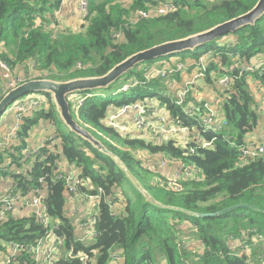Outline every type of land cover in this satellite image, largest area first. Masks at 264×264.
<instances>
[{"label":"trees","instance_id":"1","mask_svg":"<svg viewBox=\"0 0 264 264\" xmlns=\"http://www.w3.org/2000/svg\"><path fill=\"white\" fill-rule=\"evenodd\" d=\"M159 1L132 0L129 6H125L120 0H89L87 21L79 30L68 31L58 26L59 0H0V61L8 64L16 75H21L18 72L21 68L27 80L66 81L102 76L139 51L185 38L238 17L250 11L258 0H171L176 11L163 16L135 18L138 9H149ZM50 12L55 14L54 29L37 24V19L48 23L45 14ZM118 32H121L120 37L115 36ZM263 52L264 15L254 25L242 27L194 51L164 56L167 60L182 61L207 56L204 77L207 83L217 82L224 75H230L232 79L229 88L219 91L227 126L217 132L201 133L203 139L214 140L213 146L198 147L194 154L174 140L154 144L120 134L104 124L111 109L157 96L174 119L191 127L199 126L196 117L199 118L200 114L189 116L176 103L174 93H162L169 89L166 87L168 79L145 81L141 64L156 59L136 65L123 76L122 84L131 78L140 82L128 91H118L122 86L115 85L118 79L108 88L76 93L81 95V104L70 101L74 118L93 135L90 128L99 127L124 139L125 147L120 152L114 142L109 145L94 135L126 164L144 189L164 207L148 201L110 156L73 132L63 133L57 125L58 112L49 92H41L47 96L44 108L24 116L19 131L21 141L2 152L0 179L8 177L17 190L30 191L41 185L39 179L42 176H55L60 171V166L54 163L56 159L79 168V177L93 186L90 189L81 185L82 191L95 194L102 188L106 195L116 199L114 189L121 188L126 180L136 197H130L125 191L123 211L119 206H115L117 211L114 210L102 200L97 223L99 236L93 243L85 244L77 238L75 226L66 211L65 181H53L47 177L46 202L50 214L61 220L59 233L66 237L68 248L88 252L93 264H264V158L238 165L239 146L246 141V134L261 123L262 113L252 84L258 83L264 90V64H258V70L232 69L238 61L242 67H247V62ZM79 63L81 67H78ZM2 73L0 67V100L8 91ZM175 79L179 80V75ZM41 121L52 122L57 128L55 147L58 148L54 153L45 146L26 156L23 153L27 147L26 139ZM192 145L197 144L193 142ZM137 149L194 162L202 170L204 180H187L180 190L160 185L163 172H153L146 167L134 154ZM29 163L30 167L23 170V166ZM138 166L155 174L153 185L143 183ZM12 167L20 170H12ZM237 204H250L257 209L243 207L216 216H199ZM41 233L42 226L36 217L11 216L0 221V248L7 241L31 242ZM195 242L199 243L198 248ZM240 245H247L249 251L241 249L238 252ZM115 249H119L122 255L116 263L112 255ZM59 264L83 263L79 258H65Z\"/></svg>","mask_w":264,"mask_h":264},{"label":"built area","instance_id":"2","mask_svg":"<svg viewBox=\"0 0 264 264\" xmlns=\"http://www.w3.org/2000/svg\"><path fill=\"white\" fill-rule=\"evenodd\" d=\"M78 7L83 22H86L90 16L89 0H78ZM176 8V5L171 0H161L149 9H138L135 13V18L163 16L176 11ZM115 36L120 37L121 32H118ZM207 60V56H202L197 60H192V63H190L188 60L182 61L175 58L167 60L164 57L157 58L154 62L143 66L145 81H151L154 78L170 79L187 73L190 69L192 70L191 75L184 80L183 86L176 91L175 101L184 108L189 116L200 114L199 118L196 117L199 126L191 127L185 125L181 121L174 119L170 113H168L167 117L160 113L158 108L147 104V100L117 108L113 112L109 111L104 119V124L112 127L120 134L129 135L133 139L147 140L154 144H162L174 140L178 145L186 148L192 154L196 153L198 147H212L214 140L203 139L200 134L209 131L217 132L227 126L225 114L223 113V116L220 114L222 97L218 93L210 99L203 97L198 105L190 104V94L195 83L206 76ZM193 66H196V68L192 69ZM0 67L3 72L2 76L5 79L4 87L8 91L27 80L14 74L11 67L5 62L0 61ZM78 67H81V63L78 64ZM235 68H241L243 71L258 70L259 65L253 64L242 67L241 62L238 61L232 69ZM231 82L230 75H224L217 80L220 90L229 88ZM139 83L138 80L131 78V80L123 83L118 91H128L132 86H136ZM37 93V95L29 94L17 99L7 106L5 111L13 116L15 123L8 132L0 136V158L5 149L12 147L15 142L21 141L19 131L22 128L24 116L32 113L35 109H41L46 106L47 96L41 92ZM77 103L81 104L82 99H78ZM128 114H131V116L128 117ZM56 135L57 133L55 135L49 133L41 139L39 146L34 149L26 147L23 153L26 156H30L45 146L51 148V151L55 153L58 148L55 147ZM193 142L197 145H192ZM239 149V166H244L249 162L264 158V135L256 139L246 140L239 146ZM148 152L150 151L142 152L137 149L134 154L150 170L155 171L158 169L163 170L162 172H167L165 171L167 167L174 166V169L170 171L172 173H162L163 177L159 179L160 185H165L169 189L180 190L182 183L187 180L197 182L204 180L202 170L194 162L185 161L182 158H170L162 153L150 152L151 154H148ZM54 163H57L59 166L61 164L56 159ZM48 176L50 175L42 176L39 179L41 185L27 192L17 190L14 183H11L6 189L0 191V221L7 220L11 216H34L42 226V233L31 242H5L3 248H0V264H59L60 260L65 258H79L83 264H93L88 252L84 250L76 251L74 247L68 248L66 237L59 233L61 220L50 214L48 203L46 202V198L48 197ZM50 178L53 181L58 179L64 180L68 195L81 194L85 199L94 204L96 207L95 211L83 218L81 227L86 229L87 237L96 240L99 236L97 223L101 201L108 202L111 208L115 210L116 202H112L114 199L106 195L102 188H99L95 194L89 191H82L80 186H87V184L79 175L66 173L62 169L57 171L55 176H50ZM1 181H4V178H1ZM241 249L249 251L247 245H240L238 252ZM62 250H66V252L64 253ZM121 258V252L115 253L113 261L116 263Z\"/></svg>","mask_w":264,"mask_h":264},{"label":"water","instance_id":"3","mask_svg":"<svg viewBox=\"0 0 264 264\" xmlns=\"http://www.w3.org/2000/svg\"><path fill=\"white\" fill-rule=\"evenodd\" d=\"M264 15V0H258L255 6L248 12L235 17L231 20L219 23L207 30L192 34L185 38L166 41L151 48L139 51L119 64L115 65L108 73L102 76L80 77L66 81H57L49 78L28 79L23 81L18 86L9 90L0 100V117L5 112L8 105L16 99L23 97L31 92H49L52 94L53 101L56 105L60 120L77 136L88 140L95 148L110 156L125 174L132 181L133 185L144 195L140 188H144L141 182L131 173L126 164L113 152L109 151L106 145L96 138L89 130L83 127L73 116L71 111V103L69 97L79 91L96 90L100 88H108L122 76L127 74L136 65L181 53L186 50L194 51L196 48L210 43L227 34L234 33L238 29L254 25ZM146 190V189H145ZM147 191V190H146ZM145 192V191H144ZM145 196V195H144ZM146 199L153 204L164 207L161 203L147 191ZM151 198V200H150ZM251 207L257 209L250 204H237L228 207L220 212L199 214V216H216L223 212L232 211L238 208ZM261 211V210H260ZM198 215V214H197Z\"/></svg>","mask_w":264,"mask_h":264},{"label":"crops","instance_id":"4","mask_svg":"<svg viewBox=\"0 0 264 264\" xmlns=\"http://www.w3.org/2000/svg\"><path fill=\"white\" fill-rule=\"evenodd\" d=\"M117 1V0H116ZM122 4H124L125 6H129V4L131 3L132 0H120ZM59 17L57 19L58 21V26L59 28H61L62 30H68V31H76L79 30L80 27L83 25V19L81 18V14L79 11V7H78V0H59ZM53 13H46L45 16L47 17V20H49V22L47 23L44 19L40 20L37 19V24H45L47 26H49V28H55L56 23H54L55 20V14ZM190 63H192V60H188ZM253 64H261L259 62H256L255 58L253 57L251 59L250 62L246 63V66H250ZM191 69L187 72V73H183L181 75H179L180 79L176 80L175 77H172L168 80H166V84L168 85L169 88V92L166 94L170 93H174V95L176 94V91L181 88L183 86V82L186 78H188L191 74ZM18 72L21 73L20 76H24L22 75L23 70L21 68L18 69ZM178 76V75H177ZM252 86L254 87V93H258L261 97L260 99H262V104L263 106L260 107L261 111L264 108V90L262 87H260L258 85V83H253ZM220 91V87L219 84L215 81L213 83H207L205 81L204 78L197 80V82L195 83L191 94H190V104H194V105H198L200 103V100L204 97V98H212L214 97L216 94H218ZM80 95V94H79ZM79 95H72V97H75L74 99L77 100L79 99ZM81 96V95H80ZM257 100V98H256ZM71 101V99H70ZM258 101V100H257ZM117 108H113L110 111H116ZM221 116H223V111L221 110L220 112ZM11 125L5 124L4 120H0V135L4 134L5 132H8L10 130V128L14 125L15 120L12 117V121H11ZM41 129H42V135L39 136L38 138H34L33 140L31 138H27V147L30 149H34L37 146H39L41 139L44 138V136H47L49 133L52 134H56V130L57 128L53 125H49L48 122L46 121H41ZM38 125V124H37ZM64 126L68 129V132H72L65 124ZM259 127H262L260 131H257ZM35 131H38L35 130ZM253 135L250 136V138H246V140H251V139H256L259 138L261 136L264 135V123H260V125L253 131ZM29 141L32 142V145L29 146ZM57 142V140H56ZM30 163L27 165L29 166ZM74 164H69L67 161L62 160L61 164H60V168L62 169V171L66 172V173H73L75 175H79L81 174L79 168L76 166H73ZM30 167V166H29ZM75 169V170H73ZM174 169V166H170L167 167L165 169V171L167 172H163V173H167L170 174ZM12 183V180L9 179L8 177L6 179H4V181L0 182V191L6 189L10 184ZM87 184V183H86ZM87 186H89L87 184ZM74 198H71L69 200V203L73 202ZM69 203L67 205V207L69 206ZM85 215V211L83 209H81V216ZM196 243V242H195ZM199 243H196L194 245H196L195 247H199L198 245ZM233 247H235V245H233Z\"/></svg>","mask_w":264,"mask_h":264},{"label":"rangeland","instance_id":"5","mask_svg":"<svg viewBox=\"0 0 264 264\" xmlns=\"http://www.w3.org/2000/svg\"><path fill=\"white\" fill-rule=\"evenodd\" d=\"M221 40V39H220ZM255 60L256 62H259L261 64H264V52L263 53H260L258 55H256L255 57ZM142 67L145 65V64H141ZM258 65V64H257ZM19 77H21L22 79H26L25 76H20L18 75ZM123 76L116 82L115 85H118V84H122V81H123ZM166 87H168V85L166 84ZM170 90L169 89H165L162 91V93H168ZM159 93H161V91H158ZM30 94L32 95H37L38 93L37 92H31ZM171 95V93H170ZM255 97L257 98L258 100V103H259V107H262L263 104H262V99H260V95L258 93H254ZM175 97V95H174ZM74 103H77V100H75L74 98L75 97H69ZM147 104L155 107V108H158L160 113L166 115L168 117V111L166 109V107L164 105H162L159 101H158V97L156 96L155 98H151V99H147ZM262 115H261V118H260V121L262 123H264V108L263 110L261 111ZM131 116V114H128V117ZM12 115L9 114L8 112H4L2 114V116L0 117V120H4V123L5 124H8V125H11V121H12ZM60 118L57 116L56 117V121H57V125L59 128H61V131L63 133H68V129L62 125V122L59 121ZM49 125H53L55 126L52 122H48ZM1 125V124H0ZM262 127H259L257 131H260ZM38 131H35L37 130ZM90 130L94 133L95 136L99 137L100 139H102L105 143L109 144V145H112L111 142H114L115 143V146H117L118 150L120 152H123L122 148L125 147V142H124V139L121 138L120 136H118L117 134L115 133H112V132H107L105 131L104 129L102 128H99V127H91ZM254 133L251 131L249 133L246 134L245 138H250L251 135H253ZM42 135V129H41V123H39L38 125H36L35 127L32 128V130L30 131L29 133V138H31L32 140L34 138H38L39 136ZM1 136V135H0ZM29 146L32 145V142L29 141ZM140 151L142 152H147L149 150H143V149H139ZM146 154V153H145ZM148 154H151L150 152H148ZM163 154V153H162ZM76 169V166L73 165ZM146 166V165H145ZM26 167L27 165L23 166V170H26ZM147 167V166H146ZM73 169V170H75ZM138 172H141V176H140V179L143 181V183L146 185V186H151L153 185V180H154V177H155V174L153 172H162L161 170H155L153 172H150L148 170H145L143 168H140L138 166ZM12 170H20V168L18 167H12ZM121 188H115L114 191H116V199H114L112 202H116V206L120 207V210L123 211L124 210V205H125V202H126V199H125V191H128V195L130 197H136V193L134 191V189L129 185V183L124 180L121 184ZM88 188H93L92 185H89ZM141 190L143 189L144 191H142L145 195V197L147 198L146 196V193L147 191L144 189V188H140ZM71 198H74V201L69 203V200ZM67 205L69 203V206L66 207V211L67 213L69 214L70 218L72 219V222H73V225L75 226V230H76V235H77V238L79 240H81L82 242H84L85 244H91L93 243L95 240L94 239H91L89 237L86 236L87 232H86V229H83L81 227V223H82V220H84L83 218L84 217H87L88 215L92 214L96 207L94 206V204H92L90 201H88L87 199H85L81 194H74V195H67ZM148 199V198H147ZM149 200V199H148ZM151 200V198H150ZM116 207V208H117ZM81 209H83L85 211V215L81 216ZM186 228H188V224H185ZM64 253L66 252V250H62ZM115 253H119V249H115V250H112V255L114 256ZM160 262H163L160 260Z\"/></svg>","mask_w":264,"mask_h":264}]
</instances>
